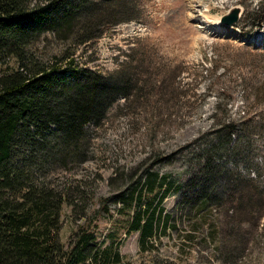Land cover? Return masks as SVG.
Here are the masks:
<instances>
[{"label":"rangeland","instance_id":"1","mask_svg":"<svg viewBox=\"0 0 264 264\" xmlns=\"http://www.w3.org/2000/svg\"><path fill=\"white\" fill-rule=\"evenodd\" d=\"M258 2L132 0L135 19L107 30L90 47H80L79 64L103 74L117 70L129 53L134 74L146 86L129 109H118L124 104L118 100L100 127L87 125L92 144L86 161L55 175L57 183L82 191L76 197L87 201V214L76 216V225L69 209H62L60 234L66 246L74 243L73 231L88 217L97 226L98 244L113 241L126 264H147L149 258L161 264H264V185L256 187L261 195L250 216L223 209L202 214L209 232L199 229L196 216L183 218L174 212L177 233L169 228L145 243L149 254L140 253L139 233H127L135 210L131 202L137 198L143 204L160 199L163 214L172 215L189 163L203 155L250 177L259 173L264 183V25L251 28L248 19ZM232 8L240 9L238 22L230 27L220 24L219 18ZM213 21L217 26L207 28ZM161 77L168 87L158 98L153 83ZM215 82L223 91L216 90ZM246 110L256 121L248 141L261 150L252 154V165L227 150L226 139L216 132L229 121H239ZM175 152L170 162L155 163L158 155ZM147 180L155 182L151 190ZM122 190L133 196L118 201L115 196ZM102 198L109 201L103 204Z\"/></svg>","mask_w":264,"mask_h":264},{"label":"trees","instance_id":"2","mask_svg":"<svg viewBox=\"0 0 264 264\" xmlns=\"http://www.w3.org/2000/svg\"><path fill=\"white\" fill-rule=\"evenodd\" d=\"M131 2L0 0V264H126L113 241L98 244L97 226L88 217L73 231L72 245L62 242L63 207L76 225L75 217L87 214V201L76 197L82 191L60 185L54 177L86 161L92 144L87 125L100 127L118 100L124 101L118 106L124 110L142 96L146 85L134 74L129 53L117 70L106 74L80 65L76 56L81 46L90 47L107 30L135 19ZM248 19L251 28L264 25V0L252 8ZM153 86L160 98L168 83L161 77ZM242 113L239 121H229L216 132L226 139L227 150L252 165V154L261 152L248 141L256 121L250 118L252 112ZM187 147L191 146L179 150ZM176 155H158L155 163H168ZM189 165L172 215L163 214L160 199L143 204L141 197L131 198L135 210L127 233H139L141 254H149L145 243L162 237L167 229L177 233L174 212L183 218L196 216L197 221L202 214L221 209L244 216L254 213L261 195L256 187L264 185L259 173L250 177L206 155ZM149 181L145 183L151 190L155 182ZM132 196L122 190L115 199ZM108 201L102 198L103 204ZM209 227L202 218L199 229L209 232ZM147 264L161 263L149 258Z\"/></svg>","mask_w":264,"mask_h":264},{"label":"water","instance_id":"3","mask_svg":"<svg viewBox=\"0 0 264 264\" xmlns=\"http://www.w3.org/2000/svg\"><path fill=\"white\" fill-rule=\"evenodd\" d=\"M239 13H240V9L232 8L228 11V13L224 14L219 18V23L227 27L233 26L239 20V16H240Z\"/></svg>","mask_w":264,"mask_h":264},{"label":"bare ground","instance_id":"4","mask_svg":"<svg viewBox=\"0 0 264 264\" xmlns=\"http://www.w3.org/2000/svg\"><path fill=\"white\" fill-rule=\"evenodd\" d=\"M207 24V23H206ZM218 24V21H213V22H208V24L206 25L207 28H214L216 27ZM206 28V29H207Z\"/></svg>","mask_w":264,"mask_h":264}]
</instances>
